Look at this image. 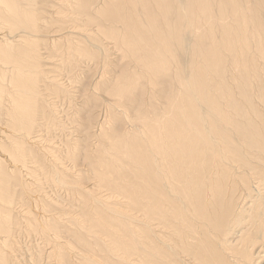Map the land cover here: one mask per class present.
I'll list each match as a JSON object with an SVG mask.
<instances>
[{"label": "bare ground", "instance_id": "bare-ground-1", "mask_svg": "<svg viewBox=\"0 0 264 264\" xmlns=\"http://www.w3.org/2000/svg\"><path fill=\"white\" fill-rule=\"evenodd\" d=\"M95 71L90 91L81 80ZM102 105L105 123L83 116ZM6 108L20 117L5 126L39 148L31 164L49 192L70 190L60 174L76 155L101 152L91 161L98 191L78 188L74 204L91 202L82 230L109 237L117 264H264V0H0ZM123 120L129 130L111 125ZM39 156L54 169H40ZM1 160L0 264H21L5 226L28 212L11 205ZM54 201L58 211L29 222L28 234L65 264L82 223L76 216L78 229H67L73 208ZM90 255L76 254L99 264Z\"/></svg>", "mask_w": 264, "mask_h": 264}, {"label": "rangeland", "instance_id": "rangeland-1", "mask_svg": "<svg viewBox=\"0 0 264 264\" xmlns=\"http://www.w3.org/2000/svg\"><path fill=\"white\" fill-rule=\"evenodd\" d=\"M42 44H44V43H42ZM40 46H42V45H40ZM44 46H46V45L44 44ZM107 69H108L107 75H108V77H110V76H112L110 74H112V73L114 74L115 70H117L118 68H117V65H115V64H113V65L109 64ZM86 74H83V75L85 76ZM97 79L98 78H96V71H95L92 75H91V73H89V77H88V75H86L85 79L83 78L81 81L84 84L87 83V87H89V89L91 91V90H93L94 83ZM3 87L5 89H7L5 83H3ZM100 94H101V92H100ZM73 95L75 96L76 107L79 108L81 105H85V100L82 99V97L79 98L78 93H74ZM89 107H87V108L85 107V109L83 108L84 109L83 113H82L83 116H85L87 118L88 117L95 118V116H96L97 118L93 119V121H91V122H95V121L101 122V120L103 121V119L106 118L104 120V123H105V121L109 117L107 115V112L105 111V105H102L101 109H98L100 107H97L96 109L91 107V106H89ZM97 110H99V111H97ZM113 110H115V109H113ZM11 111L12 110L9 111L7 108L4 109L2 112L0 111L2 113V115L0 116V142H2V143L7 142L6 143L7 152H3V153L1 152L0 153V154H3V155H0V160L2 159L1 163H2L3 167H5L6 170L9 172L8 180H10V184H11L10 189H11V193L13 195L11 198L12 199L11 205L16 204V205L21 206L22 208L25 207L26 210H24V211H27L28 214L25 216H22L20 213H18V211H16L17 213H15V211H13L14 213H11V215L9 217L8 228L5 226L6 229L10 230L9 234L7 233L8 235L6 237V242H8V245H11V246H10V249H9V246H6V248L11 250L10 253H12L14 256H18V254H21V255L23 254L22 257L24 260L21 264H57L56 259H54L53 254L52 253L48 254L49 250L47 249V247L42 245V243L38 239L39 235L38 234H28L31 227H32L31 226L32 224L29 222L34 221L35 224H38V225L40 223H45V222H47L46 220H49V218H50L48 216L49 214L51 215L52 212L58 211L57 204L54 203L55 202L54 200H57V201H59V203H61L59 205L60 206L63 205L62 207L66 208V210L73 208V209H70L72 211V213H70L68 215V216H70L69 217L70 220L65 219L62 221L63 225H65L67 227V229L69 228L71 231V230L77 228L76 225H74V218H77L76 216H78V219L81 220V223H82L79 226L80 229H78V228L77 229L79 230L80 233H82V240L83 241L78 242L74 238L73 240L76 242V245H78V247L71 250V252L76 253V254H77V252H80L81 254H83V249L85 248L91 254L90 256H92L93 260L96 263H99V264H117L118 258H120L119 257L120 251L117 250L116 245L115 246L112 245L109 237H106V235H104V234L103 235L99 234V235H97V237H98L97 240H94L92 238V236L87 235L84 232V230H82V225L88 226L86 220H89L88 219L89 213H88V211L87 212L85 211L86 213L84 212L83 214H80V209L82 210V209L88 207V205H91V202L89 204H87L85 207L84 206L80 207V209H79V207H77V205L74 204V202L79 201L78 198H80V194L77 193V192H79L78 188H79V190H81L83 187V188L89 189L91 191H98L99 187L97 186V181H96V178H94L95 176L93 174L94 171H96V166L94 165L95 162H91V161H93L95 159V157L98 155V153H101V152H98V151L96 152L95 148H94L92 153H83L82 152L81 154L78 155V158L76 155L74 162L77 163V167H75V169L73 171H69L66 174L65 173L60 174L61 176L63 175V179L67 183L70 190H67L66 192H63V191H56L55 192L52 189L53 191L49 192L51 189L49 186H47L48 184L45 185V184L39 183L38 180L36 179V176H35L36 174L34 172L35 167H33V164H31L32 163L31 157L37 156L35 154V151H37L39 148L36 146L33 147L31 145V143L29 141V137H27V136H26V138L24 137V135H23L24 131L21 130V132H19V131L15 132L12 126L11 127L5 126L8 124L14 126V122H15L14 117L15 116L20 117L19 114L16 115L15 112L13 113ZM113 112L118 113L117 110H115ZM103 114L105 115V117ZM3 121L5 122V124H3ZM121 121L120 122H117V121L111 122V125H113V126L119 125L118 127H120V128L123 127L122 130L123 129L129 130L130 127H129L128 123L124 122V120H123V123ZM115 122H117L119 124H117ZM125 123H127V124H125ZM95 124H96V122H95ZM91 126H93V125H91ZM10 131H12V132H10ZM13 133H16L18 135L15 136ZM82 138L83 137H81V139H80V138H77V136H76V141L78 142L79 146H81V147H82V144L85 142V141H83L84 139H82ZM111 141H112V138L109 139V142H111ZM12 142H17V143L21 142L22 145L24 146V149L26 148L25 149L26 151L23 153L22 157H19L17 155V150H15L13 148V146H15V144L13 145ZM96 143H98V141H96ZM2 150L3 149L0 146V151H2ZM83 154H85V155H83ZM89 154H91V155H89ZM13 164H15V165H13ZM36 164H38V167L40 169H41V165L44 169H51V170L54 169V168L49 166V163H47V158L44 156H39V158L36 161ZM30 167H32V168H30ZM25 177H27V178H25ZM44 193H47V194L52 193V195H53L52 198L54 200L51 199V201H50V198H47V196ZM80 201H79V205H80ZM116 206H118L120 208L119 204H116ZM74 207H76V208H74ZM49 212H51V213H49ZM67 221L69 224H67ZM15 231H16V233H14ZM4 235H6V234H4ZM60 235H61L59 237L60 240H68L71 237L70 236L71 234L68 235V239L63 237V234H60ZM13 236H15V237H13ZM11 240H13V242H11ZM100 242H103L105 245L109 244L111 247H113L114 252L111 253V255H108L107 253H109V252L102 250L101 247H99V245H95V244H99ZM97 251H99V252H97ZM95 252H96V254H95ZM76 254L75 255L74 254H71V255L68 254V261H66L65 264H87L83 260L79 259L78 256H76ZM96 255H97V257H96ZM58 264H63V263L58 262Z\"/></svg>", "mask_w": 264, "mask_h": 264}]
</instances>
